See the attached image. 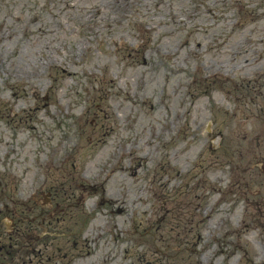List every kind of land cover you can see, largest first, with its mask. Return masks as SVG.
Segmentation results:
<instances>
[{
    "label": "rangeland",
    "instance_id": "obj_1",
    "mask_svg": "<svg viewBox=\"0 0 264 264\" xmlns=\"http://www.w3.org/2000/svg\"><path fill=\"white\" fill-rule=\"evenodd\" d=\"M262 258L264 0H0V264Z\"/></svg>",
    "mask_w": 264,
    "mask_h": 264
},
{
    "label": "bare ground",
    "instance_id": "obj_2",
    "mask_svg": "<svg viewBox=\"0 0 264 264\" xmlns=\"http://www.w3.org/2000/svg\"><path fill=\"white\" fill-rule=\"evenodd\" d=\"M117 3H118V2H117ZM113 7H114L115 9H118V7H119V8H123L124 5H123V4H122V5H117L116 2H115V5H113ZM94 10H96V9H94ZM117 18H118V20H120V19L122 18V16L118 15ZM111 20H112V22L116 21V20H113V19H111ZM4 37H5V33H4ZM155 49H156V50L159 49V48H158V45H156ZM191 53L194 54V53H195L194 50H193V52H191ZM124 97H125V96H124ZM123 143H125V142H123ZM262 260H264V258H262ZM258 261H259V260L257 259L256 262L258 263Z\"/></svg>",
    "mask_w": 264,
    "mask_h": 264
}]
</instances>
